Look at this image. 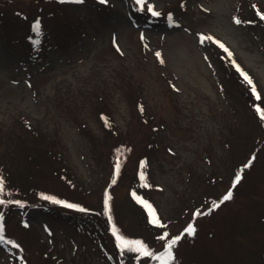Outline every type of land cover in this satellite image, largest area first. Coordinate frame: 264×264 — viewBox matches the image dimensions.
Listing matches in <instances>:
<instances>
[{
    "label": "rangeland",
    "instance_id": "374dc122",
    "mask_svg": "<svg viewBox=\"0 0 264 264\" xmlns=\"http://www.w3.org/2000/svg\"><path fill=\"white\" fill-rule=\"evenodd\" d=\"M145 3L160 15L136 0H0V264H160L121 249L113 225L159 251L190 222L170 264H264V0Z\"/></svg>",
    "mask_w": 264,
    "mask_h": 264
},
{
    "label": "snow or ice",
    "instance_id": "6c2138e0",
    "mask_svg": "<svg viewBox=\"0 0 264 264\" xmlns=\"http://www.w3.org/2000/svg\"><path fill=\"white\" fill-rule=\"evenodd\" d=\"M103 2L107 3V0H103ZM137 4L140 6V8L143 10L145 7L147 8V11L152 12L154 15H160V13L158 11H155V8L153 6L152 3H145V0H136ZM257 11L259 13V15L261 17H264V11H260L259 8H257ZM171 15V14H169ZM237 23L240 22L239 18L236 17L235 18ZM175 23V21H173ZM36 31H40V25H39V21H37L34 25ZM204 34L201 33V36H203ZM208 39H212L215 40V42L217 44L220 45L221 48H224L225 51L229 52V55H231L230 50L227 49L226 45L223 44L222 41L216 39L213 36H208ZM156 55L159 56V50H157ZM233 63L235 64L236 62L233 61ZM236 67L240 70L241 74L245 77V79L248 81L249 84H252V79L251 77L248 75L247 72H245L242 68H240L239 64H236ZM253 92H256L255 86L253 85ZM257 96H259V93H257ZM257 111L259 112L260 116L262 118H264V108H262L259 104L255 105ZM249 163H251V161H249ZM117 169H119V165H117ZM141 178L144 177V173L141 172L140 173ZM240 179V176L237 175L235 177V180L238 181ZM0 186H2V178H0ZM41 195H44V193H41ZM133 195H136L135 193H133ZM232 195V191L231 189H229L225 195H224V199H228L229 197H231ZM48 199L53 200V201H57L60 204H69V202L67 200H58L56 196H48ZM137 199L140 200V202L142 204H144V206L147 208L148 213H149V219L150 222L153 225H157V226H161L164 227L163 222L159 219L155 208L147 201L144 200L141 197H137ZM17 203H20L19 201H17ZM105 203L107 204V200H105ZM70 207L72 208H82V205L80 204H76V203H72L69 204ZM217 206V202L213 203V207ZM196 215L200 214V210L197 209L196 210ZM0 220H2V217H0ZM4 225L3 223H0V232L3 231ZM112 231L114 233H116V241L119 245V247L121 249H130V250H134L136 253H139L141 256H149V257H155V259L160 261V264H170V262L174 259V252H173V245H175L177 243V241L180 240L181 236L184 233H188V234H195V225L193 223H188L187 226L183 229V231L180 234L177 235H171L169 234L168 231H162L158 237L159 240H161L162 244H163V250H159V251H153V249L150 247L149 243L145 242L144 239L142 238H133L127 235H123L120 233V230L117 229L115 227V225H113ZM13 243H15V241H12ZM17 247H19V245H17Z\"/></svg>",
    "mask_w": 264,
    "mask_h": 264
},
{
    "label": "trees",
    "instance_id": "16d2710c",
    "mask_svg": "<svg viewBox=\"0 0 264 264\" xmlns=\"http://www.w3.org/2000/svg\"><path fill=\"white\" fill-rule=\"evenodd\" d=\"M220 53V54H219ZM218 56H220L221 58H222V56H223V54H221V52H218ZM227 69H230V68H227ZM237 79H238V81H237ZM236 79V82L237 83H239L240 85L242 84V82L239 80V78H237ZM129 81H132V79L131 78H129ZM242 86H243V84H242ZM131 88L132 89H134L135 88V86H131ZM238 89H239V91H240V95H244L245 94V92H246V89H244V87H241V86H238ZM125 96L127 97V99H129V101H131V100H133V99H136V101H135V103L139 100V98L141 97V96H137V94H135V93H133V91L131 90V89H127V90H125ZM251 96V95H250ZM139 97V98H138ZM253 109L254 110H256V112H257V109H256V107H255V104L253 105ZM255 112V111H254ZM134 114V113H133ZM257 114H258V112H257ZM260 120H261V118H260ZM102 123L103 124H105L103 121H102ZM261 123L264 125V122L261 120ZM104 130H105V132L107 133V131L108 130H110V129H108L107 127L106 128H104ZM111 131V130H110ZM111 133L112 132H110V133H108L107 135H106V140L109 138V137H112V135H111ZM34 144L36 143V141L35 142H33ZM37 146L39 145V144H36ZM41 145L42 144H40L38 147L37 146H35V148H33L32 147V145H28L29 146V150L28 151H26V154H25V156H27V157H30V158H34L35 160H37L38 158H41V159H45L46 158V162L47 163H49V164H51L50 163V161L51 162H53L54 164H52V165H57L58 163H56L57 161H58V159H56L55 157H53L52 158V156H50V157H47L46 156V153L44 152V150L41 148ZM130 144L128 143V142H125V141H120V143H117V150H118V153H117V155H116V158H115V160L113 161L112 160V164H113V166L114 167H117V165H119L120 166V164H121V162H123V159L127 156V154H128V152H129V150H130ZM26 159V158H25ZM55 160H56V162H55ZM51 166V165H50ZM57 167V166H56ZM30 172L28 171L27 172V174H29ZM14 174H15V180L17 181V182H19V181H25L26 183H28L29 181H28V179L31 177V175H27V174H25V175H21L20 173H18V171H14ZM142 210H143V212H142ZM142 210H141V212H142V215H144V213H145V215H146V212L144 211L145 209H143L142 208ZM106 219V218H105ZM99 232V231H98Z\"/></svg>",
    "mask_w": 264,
    "mask_h": 264
}]
</instances>
